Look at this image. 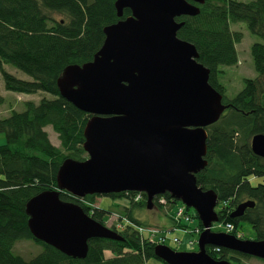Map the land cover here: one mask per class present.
<instances>
[{
	"label": "trees",
	"instance_id": "16d2710c",
	"mask_svg": "<svg viewBox=\"0 0 264 264\" xmlns=\"http://www.w3.org/2000/svg\"><path fill=\"white\" fill-rule=\"evenodd\" d=\"M114 2L0 0V73L4 88L27 94L43 91L52 96H43L38 102L24 101V110L12 109L8 116L0 117V132L6 137V142L0 145V264H150L149 260L158 259L154 255L155 244L135 227L149 226L133 213L134 206L146 207L144 193H140L139 200L134 199L137 194L134 191L105 194L130 200V204L121 205L116 218L122 226H109L121 234L122 240L89 239L87 255L82 259L67 256L35 239L27 225V200L43 190L57 189L56 173L64 159L81 161L87 157L83 130L91 114L60 95L57 79L65 67L91 60L103 42V28L130 14L125 8L118 17ZM198 6L197 15L176 18L184 21L177 36L196 47L198 61L210 69L209 83L222 94L227 107L218 121L206 127L207 165L196 174V183L216 193L219 222L233 224L229 233L249 238L240 228L245 220L253 233L249 239L262 240L264 182L252 184L250 178L264 176V158L252 152L250 139L255 133H264V0H205ZM51 12L64 17L57 19ZM238 21L244 22L250 33L261 40L250 45L257 76L244 78L243 87L229 98L219 74L221 66L238 62L236 43L242 34L230 28V22ZM4 63L24 72L31 80L9 73L3 68ZM3 99L0 94V104ZM46 126L56 132L60 146L51 143ZM97 196L102 195L76 198L60 192L61 199L76 202L92 218L106 225L111 212L94 204ZM163 196L166 203L160 204L155 198L154 206L162 208L176 202L167 193ZM246 200H253L254 206L231 218V211ZM187 211L190 220L178 225L202 229L195 211L190 208ZM170 221L168 229L172 232L175 223L172 215ZM20 239L36 242L41 251L30 259L14 253L13 246ZM206 250L214 259H226L231 264H244L242 258L252 257L225 248L216 251L213 246Z\"/></svg>",
	"mask_w": 264,
	"mask_h": 264
},
{
	"label": "water",
	"instance_id": "95a60500",
	"mask_svg": "<svg viewBox=\"0 0 264 264\" xmlns=\"http://www.w3.org/2000/svg\"><path fill=\"white\" fill-rule=\"evenodd\" d=\"M205 0H115L118 17L103 28L104 39L87 62L64 68L57 79L60 95L90 113L83 135L84 160L66 158L56 173L57 189L43 190L25 205L31 235L72 258H85L92 238L122 240L116 230L95 220L76 198L124 191L146 195L154 207L169 194L197 214L202 230L196 250L154 246L166 264H231L214 259L209 246L264 260V239L240 238L212 230L218 203L212 189H202L196 174L207 165L206 127L227 105L209 83L210 69L198 61L196 47L177 36L180 16H195ZM252 152L264 158V133L250 139ZM253 200L230 213L239 217Z\"/></svg>",
	"mask_w": 264,
	"mask_h": 264
},
{
	"label": "rangeland",
	"instance_id": "374dc122",
	"mask_svg": "<svg viewBox=\"0 0 264 264\" xmlns=\"http://www.w3.org/2000/svg\"><path fill=\"white\" fill-rule=\"evenodd\" d=\"M49 13V12H48ZM55 18H63L64 16L51 12ZM231 30L241 32L242 38L236 43V50L238 54V62L233 66H221L222 73L219 74V81L225 87V95L229 98L233 97L244 85V78H254L257 76V72L253 67V61L250 55V45L255 41H261L257 35L250 33L247 29L246 24L244 22H230ZM3 68L14 76L24 79L31 80V77L25 74L24 72L16 69L10 64H3ZM0 94L3 96V102L0 104V117L8 116L12 109L17 111L24 110V101L32 100L34 102H38L39 99L43 96L51 98L52 96L43 91H39L33 94L27 93H18L15 91H9L4 88L3 80L0 73ZM45 130L48 133V137L51 143L55 146H60L59 140L57 138L56 132L53 131L51 126H46ZM6 142L5 133L0 132V145ZM250 181L252 184H256L258 182H264V176L262 177H251ZM95 205L98 204L99 207L108 209L111 212L107 215L106 225H116L118 223L116 217L121 212V205L130 204V200L122 197V198H113L110 196L102 195L95 197ZM182 203L179 200L173 204L166 205L162 208H158L154 206L152 209H148L147 207H133L134 215L144 221L149 225L158 226L162 229H168V225L170 224V217L174 213L175 209L180 206ZM218 206L215 207L217 209ZM194 210L190 208V211ZM111 217V219H109ZM113 217V218H112ZM160 218V221L158 220ZM118 218V217H117ZM197 222V220H195ZM217 222L213 223V230L215 231V225ZM117 227V226H116ZM118 228V227H117ZM241 230L246 237L251 238L253 236L252 229L250 224L243 220L241 221ZM177 236L181 242L176 243L172 241V237ZM167 245L173 249L178 250H196L197 246H189L188 240L190 238V234H183L181 232H168L167 234ZM41 246L36 242L29 239H20L15 242L13 246V252L21 255L25 259H30L35 256L37 253L41 251ZM244 264H264L259 258L249 257L242 258ZM150 264H164L163 261L158 259L149 260Z\"/></svg>",
	"mask_w": 264,
	"mask_h": 264
},
{
	"label": "built area",
	"instance_id": "2783aa9c",
	"mask_svg": "<svg viewBox=\"0 0 264 264\" xmlns=\"http://www.w3.org/2000/svg\"><path fill=\"white\" fill-rule=\"evenodd\" d=\"M141 192H137L136 196L134 197L135 200H139L141 198ZM157 198V201L160 203V204H165L166 203V199L163 195H160V196H157L155 197ZM187 208L183 203L178 206L174 213L172 214L173 216V219H174V226L172 227L171 230H174V231H178V232H183L185 234H190V238L188 240V245L189 246H197V239H198V235L199 233L201 232V229L199 226H195V227H192V228H182L181 225H178L179 223H187L190 219H189V214H188V211H187ZM117 217H119L117 215ZM116 217V218H117ZM113 218V217H112ZM111 219V217H110ZM123 222H128L127 220L123 219ZM122 226V223L119 222V224H117V227H121ZM138 230V232L144 236H146L149 241L155 245L157 244H166L167 245V234L168 232H170V229H162V228H159L157 226H152V225H149V226H135ZM213 228V224H212V227ZM215 229H219L221 231H225V232H230L232 229H233V224L231 223H220L219 221L217 222V224L215 225ZM172 240L176 243H180V240L178 239L177 236H174L172 238ZM214 249L216 251H219L220 250V247H214ZM178 250V249H176Z\"/></svg>",
	"mask_w": 264,
	"mask_h": 264
},
{
	"label": "crops",
	"instance_id": "0c3cea01",
	"mask_svg": "<svg viewBox=\"0 0 264 264\" xmlns=\"http://www.w3.org/2000/svg\"><path fill=\"white\" fill-rule=\"evenodd\" d=\"M158 220L160 221V218L158 217ZM171 226V222H170V224L168 225V227L167 228H169Z\"/></svg>",
	"mask_w": 264,
	"mask_h": 264
},
{
	"label": "bare ground",
	"instance_id": "6f19581e",
	"mask_svg": "<svg viewBox=\"0 0 264 264\" xmlns=\"http://www.w3.org/2000/svg\"><path fill=\"white\" fill-rule=\"evenodd\" d=\"M158 196H160V195H158ZM217 205H218V203H217ZM117 224H119V221H118V223ZM213 230V229H212Z\"/></svg>",
	"mask_w": 264,
	"mask_h": 264
}]
</instances>
